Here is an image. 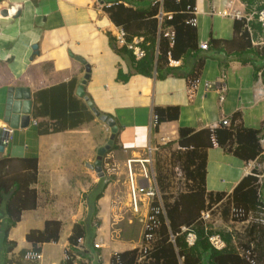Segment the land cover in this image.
<instances>
[{
    "label": "crops",
    "instance_id": "1",
    "mask_svg": "<svg viewBox=\"0 0 264 264\" xmlns=\"http://www.w3.org/2000/svg\"><path fill=\"white\" fill-rule=\"evenodd\" d=\"M113 1L0 0V126L6 124L3 119L10 87L27 88L31 101L28 123L12 128L0 155L36 157L38 163L37 181L33 184L37 205L23 210L20 220L10 228L7 239L15 241L16 246L4 254L5 264H109L114 252L139 247L146 206L140 204L139 211L134 212L128 200L126 211L130 215L123 217L121 208L112 200L110 182L96 201L97 211L92 219L97 224L93 222L91 235L82 237L78 247L69 245L74 224L83 222L89 214L86 194L99 179L106 181L108 160L124 161L125 167L128 159L145 157L149 146L158 148V152L161 148L167 150L166 158H173L172 153L179 148L180 127L196 131L217 127L221 119L236 112L241 116L238 123L260 130V139L264 137V81L257 73L264 59L253 62L251 55L240 57L237 43L209 42L211 38L232 40L235 36V19L218 12L237 9L249 13L263 7L262 0H255L251 6L242 0H195L197 49L174 64L176 73L166 74L168 68L162 63L158 72L151 75L136 72L132 60L112 48L110 36L117 26L105 7ZM252 29L257 39L258 30ZM205 42L208 47L202 49ZM33 44L38 52L31 58ZM198 59L203 60V65L198 86L190 97L186 77ZM86 66L89 71L84 95L92 107L112 118L117 126L113 144L102 158V177L90 165L111 131L77 95ZM119 71L126 80L118 78ZM169 106L179 108L178 118L163 121L154 129L153 110ZM161 137L167 141L165 144L159 143ZM260 144L264 145L261 140ZM153 164L148 167L155 172ZM135 169L138 170V164H134ZM254 170L262 183L264 152L245 161L220 146H212L207 149L205 190L229 194L242 177ZM163 171L167 172L165 168ZM154 174L157 178L159 171ZM137 178L147 183L139 175ZM149 185L154 186L152 181ZM156 185L161 192L157 179ZM214 205L211 219L220 224L215 233L223 230L235 236L245 232L249 222L232 221L229 216L224 219L222 204ZM47 220L61 222L59 239L37 245L27 242L26 233L43 229ZM121 221L124 225L117 226ZM137 222L141 224L138 237L128 234L135 231ZM94 242L101 243V247L94 248ZM48 246H53L57 256L46 262L51 257L46 253ZM67 246L77 255L69 261L63 254ZM22 250H39L41 258L27 261Z\"/></svg>",
    "mask_w": 264,
    "mask_h": 264
},
{
    "label": "trees",
    "instance_id": "2",
    "mask_svg": "<svg viewBox=\"0 0 264 264\" xmlns=\"http://www.w3.org/2000/svg\"><path fill=\"white\" fill-rule=\"evenodd\" d=\"M242 1L247 6L255 2V0ZM194 7L195 0H114L111 5L105 7V11L112 22L124 30L126 42H131L134 37L143 38L140 46L145 54L136 59L125 45H117L114 35L110 36L112 48L118 54L129 57L134 63L135 71L140 74L151 75L153 71L158 72L162 63L168 68L166 74H174L177 65H171L170 60L185 59L197 49V29L188 22L193 17ZM261 8L260 5L257 10ZM249 24L259 31L256 22ZM166 29L173 30L172 38L163 35ZM233 30L235 36L232 40L211 38L209 42L237 43L240 47V57L251 55L253 62L264 59V45L261 47L251 45L250 35L243 19L234 20ZM245 60L244 58L243 61ZM202 65L203 60L198 59L194 69L186 77L187 85L199 79ZM255 70H257L256 66ZM118 78L127 79L120 71ZM153 114L157 116L154 128L157 130L161 122L176 120L179 116V108L156 107ZM240 117L238 112L234 113L229 118V126L219 123L217 127L198 131L189 127L179 128V148L172 155L185 177L186 188L173 195L168 187L169 184L167 186L169 179L166 173L163 174L159 170L156 179L162 188L160 189L164 214L159 217L157 239L146 261L141 264H246L247 261L237 250V245L251 248L256 263L264 264V225L251 221L242 235L238 233L235 236L221 230L219 234L225 246L216 249L209 242V237L215 233L214 229H206L205 223L200 219V212L215 203L222 204L221 214L224 219L229 216L231 206L242 207L254 215L261 212V208L264 207V181L259 182L256 170L242 177L229 194L205 190L207 149L213 146L212 139L227 153L245 161L253 160L264 152V145L260 144V138L263 136L261 131L244 127L238 123ZM14 163L18 165L17 169L13 168ZM37 168L36 157L12 158L0 155V252L4 254L16 246L15 241L7 239L10 228L20 220L23 210L34 209L37 205V193L33 187L37 181ZM106 185L107 181L101 178L86 194L89 214L83 222L74 224L68 237L72 248L77 244L78 238L91 235L90 228L93 222L97 224L92 217L97 211L96 201L102 196ZM166 188L169 189L165 190ZM182 226L190 227L195 232L196 240L192 246L186 244L185 232L181 231ZM60 231V221L47 220L43 229H30L25 238L34 245L55 242L59 239ZM171 235L174 236V241L170 240ZM25 252L22 250L21 254ZM138 255L139 249L134 248L112 254L110 262L135 264Z\"/></svg>",
    "mask_w": 264,
    "mask_h": 264
},
{
    "label": "built area",
    "instance_id": "3",
    "mask_svg": "<svg viewBox=\"0 0 264 264\" xmlns=\"http://www.w3.org/2000/svg\"><path fill=\"white\" fill-rule=\"evenodd\" d=\"M263 7L259 10H254L249 13L242 12L240 10H223L221 12H218L222 16H231L233 19H243L245 21L247 30L250 35L251 43L254 46L261 47L264 45V0L261 1ZM162 16V12L160 11V19ZM189 23L196 26V7H194L193 10V17L188 20ZM250 22H256L259 25V31H258V38L254 39L253 34L254 31L252 27L250 26ZM117 30L115 31L114 37L116 40V43L118 46L125 45L128 49H130L136 59L141 58L145 52L144 49L140 46V43L142 42V37H134L131 42H126L125 40V32L122 28L117 27ZM164 36H167L169 38L173 37V30L166 29L163 32ZM208 47L207 43H202L201 48L206 49ZM178 61L170 60V64L174 65ZM258 76L264 81V62L260 65V69L257 72ZM199 83V79L192 81L187 85V91L189 93V96L191 97L196 90ZM14 88V87H13ZM6 123V122H5ZM157 123V116L155 114H152L151 118V126L155 128ZM7 124V125H6ZM3 126H0V131L2 130V134L0 133V138H5L6 144L8 141L9 134L12 131V128L9 126L8 123H6ZM220 124L224 126L230 125V119L228 117H224L221 119ZM213 128V127H212ZM4 132V133H3ZM6 132V134H5ZM264 141V138L261 139V142ZM167 141H165L164 138L159 139L160 144H165ZM213 146H217L214 139H212ZM5 144V146H6ZM153 150H158L156 147L152 148L151 146L148 147L146 156L145 157H136L131 158L126 161V170H127V194H128V200L131 209L134 212L139 211L140 204H144L146 206V216L143 220V226H142V233L140 238V244L139 247V255L136 259L135 264H141L144 261H146L147 256L149 255L154 241L157 239V230L159 228L160 220L159 217L161 214H164V206H163V200H162V194L159 191L157 185H156V175L155 172L151 167L153 163ZM107 156V155H106ZM134 164H138V175L140 178L147 181V183H141L137 178V173L134 170ZM174 169L177 171V180L178 182L173 186V195L177 192L185 190V177L180 170L179 166H174ZM153 182L154 186H150L149 182ZM215 211V205L211 206L208 209L202 210L200 212V219L205 223L206 229H214V226L211 225V217L213 212ZM220 214V213H219ZM229 218L232 221H237L241 223H248L251 221L258 222L261 225H264V207L261 208V212L258 214H253L251 212L245 211L242 207H235L231 206ZM215 230V229H214ZM181 231L185 232V242L188 246H192L195 243L196 240V234L190 227L182 226ZM170 240L174 241V236H170ZM83 242V238L80 237L77 239V244L73 247H78ZM209 242L212 245V247L216 249H221L225 246V242L222 239L221 235L219 233H213L209 237ZM235 244V243H234ZM94 248H100L101 243L94 242L93 244ZM252 246V244H250ZM237 250L241 255H244L247 263L246 264H257L254 255L252 253L251 248H244L242 246L237 245ZM118 252H114L113 254H117ZM64 259L69 261L72 259V257H77V255H74L70 251V247H65L64 251ZM41 258V253L39 250H28L23 255V259L27 261H39ZM111 264V262H109ZM114 264H121L119 261H115Z\"/></svg>",
    "mask_w": 264,
    "mask_h": 264
},
{
    "label": "water",
    "instance_id": "4",
    "mask_svg": "<svg viewBox=\"0 0 264 264\" xmlns=\"http://www.w3.org/2000/svg\"><path fill=\"white\" fill-rule=\"evenodd\" d=\"M6 12L7 11L4 10V14ZM31 48H32V55H31L32 58L38 52L37 45L33 44ZM78 59L83 61L79 57ZM88 71H89V67L86 66V75L81 80L77 88V95L84 98L87 104L92 108L95 115L98 116L100 120L104 121L110 127V131H111V134L106 144L98 149L96 159L94 163L90 165V167L95 170L98 176L102 177L104 175L102 169V158L106 153V151H108L111 148V145L113 144V139L117 132V126L112 118L108 117L107 115L100 114L99 111H97L94 107H92V102L89 100L87 96L84 95V85L88 78ZM30 104H31L30 94L27 88L10 87L7 94L6 107H5L4 119H3L4 122L8 123L11 128L25 126L29 121ZM0 133L2 134V130L0 131ZM5 144H6L5 138L3 137L0 138V153L4 151L6 147Z\"/></svg>",
    "mask_w": 264,
    "mask_h": 264
},
{
    "label": "rangeland",
    "instance_id": "5",
    "mask_svg": "<svg viewBox=\"0 0 264 264\" xmlns=\"http://www.w3.org/2000/svg\"><path fill=\"white\" fill-rule=\"evenodd\" d=\"M160 149V148H159ZM162 149V148H161ZM159 150L158 151H154V155H153V162H154V166H155V172L156 174H158V171H163L164 168L166 169V176L168 177L169 181L167 180V186L169 184L168 187H171V193H172V187L178 182L177 180V171L174 169V166L176 162L174 161V159L171 157L170 158H166V153L167 150L164 152V150ZM164 155V156H163ZM124 162V161H123ZM120 163V162H116V161H111L108 160V169L105 170L106 173V181L110 182V184L112 185V200L115 201V204L117 205V207L121 208V214L123 215H130L129 211H126L128 208L126 206V203H128V194H127V185H126V166L124 167V163ZM160 167H162V169H160ZM13 168L17 169L18 165L17 164H13ZM136 172H138L137 169H135ZM163 174L165 173L164 171L162 172ZM158 176V175H157ZM162 193V192H161ZM223 207L221 206V209ZM214 213V212H213ZM211 225L214 226V229L216 230V227H220V224H215L214 221H212L211 219ZM124 222H118L117 226H123ZM135 231H128V234L130 233H134V235H136V237H138V234L141 231V224L139 222H137V224L135 225ZM239 229H240V224L238 225ZM116 227V226H114ZM217 228V231H219V229ZM46 253L50 254V258L46 259V262H48V260L50 261L51 259L55 258L57 255V252H55V250L53 249V246H48L46 247ZM5 262V256L4 253L0 252V263L4 264Z\"/></svg>",
    "mask_w": 264,
    "mask_h": 264
},
{
    "label": "bare ground",
    "instance_id": "6",
    "mask_svg": "<svg viewBox=\"0 0 264 264\" xmlns=\"http://www.w3.org/2000/svg\"><path fill=\"white\" fill-rule=\"evenodd\" d=\"M11 11V10H10Z\"/></svg>",
    "mask_w": 264,
    "mask_h": 264
}]
</instances>
